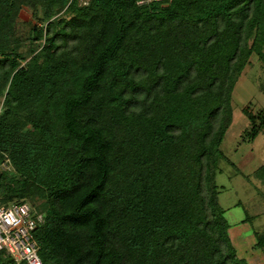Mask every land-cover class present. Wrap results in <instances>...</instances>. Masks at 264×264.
<instances>
[{"label":"trees","instance_id":"trees-1","mask_svg":"<svg viewBox=\"0 0 264 264\" xmlns=\"http://www.w3.org/2000/svg\"><path fill=\"white\" fill-rule=\"evenodd\" d=\"M253 54L264 0H0V205L43 215L42 264H249L216 174ZM242 111L252 142L264 105Z\"/></svg>","mask_w":264,"mask_h":264},{"label":"rangeland","instance_id":"rangeland-1","mask_svg":"<svg viewBox=\"0 0 264 264\" xmlns=\"http://www.w3.org/2000/svg\"><path fill=\"white\" fill-rule=\"evenodd\" d=\"M79 1L87 3V0ZM34 22L30 9L23 7L16 22L17 32L28 38ZM263 105L264 59L253 54L232 92V122L220 147L225 158L219 160L216 174L220 187L218 202L230 225L231 242L237 254L249 264H264L263 249L254 248L255 233L264 232V188L253 176L264 160V134L259 133L252 142L243 141L249 119L242 108L248 106L255 113ZM9 166L3 161L0 168Z\"/></svg>","mask_w":264,"mask_h":264},{"label":"built area","instance_id":"built-area-1","mask_svg":"<svg viewBox=\"0 0 264 264\" xmlns=\"http://www.w3.org/2000/svg\"><path fill=\"white\" fill-rule=\"evenodd\" d=\"M42 223L43 215L33 212L27 202L0 205V250H6L17 264H42L34 237Z\"/></svg>","mask_w":264,"mask_h":264}]
</instances>
